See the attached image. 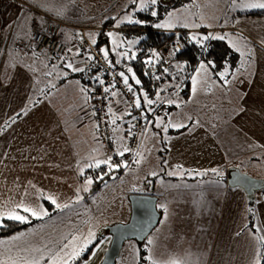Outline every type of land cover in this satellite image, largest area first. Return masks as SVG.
<instances>
[{"label": "crops", "instance_id": "crops-1", "mask_svg": "<svg viewBox=\"0 0 264 264\" xmlns=\"http://www.w3.org/2000/svg\"><path fill=\"white\" fill-rule=\"evenodd\" d=\"M232 2L235 0H202L206 12L202 14L210 13L208 24L186 23L177 28L218 29L215 32L239 51L238 65L234 69L230 63L226 65L225 79L219 78L230 83L231 91L226 99H216L235 111L234 117L245 118L249 130H256L264 142V15L237 16L228 10ZM25 15L31 16L17 3L0 0V108L3 113L6 111L0 116V226L12 212L45 218L0 237V264H64L71 253L82 248L90 234L99 236L94 232L96 222L98 226L118 220L101 217L105 207L101 200L92 199L86 185L96 176L94 162L108 157L98 138L84 73L89 57L81 54L73 41L78 30L73 34L62 31L70 48L58 57L39 51L34 43L36 32L48 29L53 22L36 18V24L30 25L24 21ZM69 63L79 70L73 71ZM179 92L183 93L177 90L173 95H159L155 104H149L151 100L144 97L141 139L133 163L129 160L120 166L136 165L146 124L154 114L167 111V104H174L175 108L174 98ZM110 109L117 141L121 148H127L131 107L116 92L111 97ZM234 117L231 122H238ZM183 127L181 132L172 131L178 129L172 127L169 132L181 134L192 130ZM93 141L101 150L93 149ZM76 142L82 144L83 151ZM261 147L264 151V143ZM261 155L264 158V152ZM223 176H212L217 181L169 186L160 194L139 191L158 195V204L163 202L164 206L154 239L157 264H258L259 236L248 226L251 202L242 188L230 186L228 175L227 180ZM99 180L94 184V192L103 186H96ZM46 197L60 205L58 212L51 214V209L45 207ZM254 203L264 229V190ZM21 205L38 213L47 210V215L32 216ZM131 212L130 204L127 221ZM111 239V234L105 236L79 264H102Z\"/></svg>", "mask_w": 264, "mask_h": 264}, {"label": "rangeland", "instance_id": "rangeland-1", "mask_svg": "<svg viewBox=\"0 0 264 264\" xmlns=\"http://www.w3.org/2000/svg\"><path fill=\"white\" fill-rule=\"evenodd\" d=\"M7 1L17 3L23 7L25 14L35 16L25 15L24 21L30 25L36 24V18L49 22L63 19L66 22V26L62 28L64 33L73 34V31H77L75 27L87 26L90 28L89 35L93 39L97 36V29L104 27V24L111 17H114L113 25L108 29L109 33L112 34L109 35L112 46L127 58L131 57L136 45L144 36L140 30L127 34L126 31L130 24L136 23L135 21H139V24L149 23V19L146 20L142 17L143 21L138 15L139 11L146 10V14L149 15H152L153 11L156 13L154 16L156 25L164 24L171 27L183 26L186 23L208 24L206 19L210 17V13L209 16L202 14L204 12L202 0H190L186 4L179 3V0H168L166 3L163 0H156L154 4L151 0ZM259 2H264V0H235L229 5L228 10L236 15L239 9H256L246 5ZM9 4L7 3V5ZM237 7H239L238 10ZM152 18L153 16L150 20ZM210 24L212 25V22ZM208 28L213 29L208 30L213 33L218 30ZM198 32H203V30L200 29ZM236 48L241 50V47ZM192 81L188 96L181 92L175 96L174 102L177 106L173 111L158 112L146 124L141 145L142 151L135 166H126L122 171L114 174L112 178H106L103 186L95 192L93 191L95 189L94 184L101 179V175L90 178L91 184L86 182L92 199L101 200V204L105 207L102 218H116L118 222H126L132 193L155 191L160 194L173 185L217 181L212 176L219 173L224 175L231 165H240L255 176H264V158L261 155L264 152L261 147L264 142L261 137L256 133V130H249L245 123L248 121L245 118L238 115L234 117L236 112L231 111L224 103L217 100L220 97L227 98L231 91L230 83H223L219 78H216L213 69L206 61L200 64ZM5 112L3 113V108H0V116L5 115ZM233 117L239 121L234 123L235 120H232L231 122ZM172 125H183L191 127L192 130L187 133L171 134L169 129ZM165 129L167 130L165 131ZM75 145L80 151H83L82 144L76 142ZM170 147H172L171 151ZM96 148L101 150L99 144L93 141L95 151H97ZM247 158L251 160L246 162L249 160ZM96 163L97 161L94 162L95 166ZM159 205L163 206V202ZM45 207L49 208L47 205ZM24 215L28 217L26 221L32 219L28 214ZM38 218L30 225L39 222L45 216ZM97 224L96 222L94 225V232L99 235L104 224L98 226ZM158 230L159 226H156L145 243L149 247V253L145 254L147 259L150 258L149 261H142L145 255L142 253L141 241L131 238L125 242L116 264H157L154 258V255L156 256L154 239ZM109 235L110 232L107 230L105 236ZM96 238L89 236L82 246L84 251L74 259L72 258L73 253H71V258H68L67 264H76L94 244Z\"/></svg>", "mask_w": 264, "mask_h": 264}, {"label": "trees", "instance_id": "trees-1", "mask_svg": "<svg viewBox=\"0 0 264 264\" xmlns=\"http://www.w3.org/2000/svg\"><path fill=\"white\" fill-rule=\"evenodd\" d=\"M188 1L190 0H179V3L186 4ZM138 15L146 20L149 19V23H131L129 29L126 31L127 34H131L135 30H140V33L144 34L142 39H140L139 43L136 45V49L130 58H127L120 52L116 51L112 46V40L110 39L108 29L113 25L114 17H111L110 20L104 24V27L98 29L96 28L97 36L94 39L96 45L102 51L105 52V50H107V55L111 59L112 63L119 67V70L124 74L123 76L128 78L127 83L142 98L138 108H131L132 119L137 115V111L139 109L142 110L145 96L153 101L152 104L157 102L159 95H173L176 90H182L183 94L188 96L193 82V75L203 61L210 64L215 76L221 78L222 81L225 78L223 79V76L220 74L224 73L226 65L230 63L234 69L239 63V51L234 49L228 40L219 35L217 32L213 33L205 29L203 32L199 33L198 31L186 28L157 27L154 20L155 15L146 14V10L139 11ZM236 15L261 16L264 15V9L256 8L239 10ZM152 16L153 18L150 20ZM204 37H208V39H204ZM165 42H169L172 46L171 53L173 57L170 60L161 58L154 53H151V57H146V53L152 45H161ZM138 51L142 53L140 56L137 54ZM154 70H159L167 75V81L161 87L156 86L151 81V74ZM137 80L140 81L139 84L136 83ZM88 84L91 96V84L89 81ZM91 99L94 101L92 96ZM166 109L167 111H172V109H174V104H167ZM183 130H185V127L172 129L174 132H181ZM127 132H129V130ZM132 159H130V163H133ZM123 168L124 166H120L118 168H113L110 171L106 164L96 168L94 175H101V179L97 182L96 186L99 187V185L104 183L106 178H112L115 173L122 171ZM102 174L104 175L102 176ZM223 177L227 180V172ZM43 201L44 204L51 209V213L60 210V207H56V204H53L52 200L47 199V197ZM159 208L163 215L164 206L159 205ZM38 219V217H33L31 220L18 222L16 220L6 218L0 226V237L13 234L21 228L34 223ZM248 226L253 228L259 236L260 249L258 264H264V229L259 220L256 203H251L249 205ZM106 231L104 230L102 233L100 232L97 240H95L96 242H94L83 257H86L91 253L94 246L104 238ZM146 241L147 238L141 242L143 247L142 253L144 255L149 253V247L145 244ZM143 254L141 255L143 256ZM81 259L77 261L76 264H79ZM149 259L150 258L148 257L147 259L145 255V257L142 258V261H149Z\"/></svg>", "mask_w": 264, "mask_h": 264}, {"label": "built area", "instance_id": "built-area-1", "mask_svg": "<svg viewBox=\"0 0 264 264\" xmlns=\"http://www.w3.org/2000/svg\"><path fill=\"white\" fill-rule=\"evenodd\" d=\"M64 26H66V22L63 19H56L48 29L38 30L34 36L36 48L39 51H47L58 57L64 56L70 48L69 41L61 35ZM75 28L79 31L73 40L76 43V48L81 54L88 55L90 59L84 72L91 84V96L94 98L92 109L104 155L108 157L112 164L124 163L134 157L141 136L144 114L139 109L137 115L132 119L127 139L128 147L123 149L117 141L114 130L110 100L114 93L119 92L131 108H138L137 100H139L140 106L141 96L132 88L129 90L130 85L125 83L119 67L112 63L108 55L105 56V52L96 45L94 39L89 35L90 28L87 26ZM171 49L172 46L169 42L152 45L146 53V57L149 58L151 53H154L161 58L170 60L173 57ZM137 54L140 56L142 53L138 51ZM151 81L156 86L161 87L166 83L167 75L159 70H154L151 74ZM121 152H123V155H120Z\"/></svg>", "mask_w": 264, "mask_h": 264}, {"label": "water", "instance_id": "water-1", "mask_svg": "<svg viewBox=\"0 0 264 264\" xmlns=\"http://www.w3.org/2000/svg\"><path fill=\"white\" fill-rule=\"evenodd\" d=\"M227 175L229 185L242 188L251 203H254L258 193L264 190V176H255L240 165L229 166ZM130 199L132 208L130 219L126 222L107 224L100 229V232L109 230L112 235L102 264H116L128 239L136 238L143 242L161 221L162 213L158 206V195L135 192L130 195Z\"/></svg>", "mask_w": 264, "mask_h": 264}, {"label": "snow or ice", "instance_id": "snow-or-ice-1", "mask_svg": "<svg viewBox=\"0 0 264 264\" xmlns=\"http://www.w3.org/2000/svg\"><path fill=\"white\" fill-rule=\"evenodd\" d=\"M151 2L154 4V3L156 2V0H151ZM246 6H247V7H252V8H261V9H264V2L251 3V4H247ZM152 14H153V15H156L155 12H153ZM135 22H136V23H139V21H135ZM167 26H170V25H164V24H158V25H157V27H167ZM109 35H112V34L109 33ZM204 39H208V37H204ZM105 56H107V50H105ZM68 67H69V68H72L73 71H78V70H79V69H77V68H73V66H72L71 63H69ZM202 67H203V66H202ZM123 75H124V74L121 73V76H123ZM220 75L223 76V75H225V73H221ZM124 79H125V83H127V79H128V78L125 76ZM225 82H227V81H225ZM136 83L139 84L140 81L137 80ZM105 90L107 91V89H105ZM129 90H131V87H130V86H129ZM148 103L151 104L152 101H148ZM137 106L139 107V100H137ZM158 119H159V118H158ZM114 122H115V121H114ZM172 127H183V125H172ZM166 130H167V129H165V131H166ZM125 151H127V149H125ZM120 155H123V152H121ZM102 163H103V164H106V165L108 166V168H109L110 171H111L113 168H118V167H120L119 164H112L110 160L97 161V163H96V167H99L100 164H102ZM126 166H127V165H125V167H126ZM87 182H88L89 184H91V183H92V180L89 179ZM49 199L52 200V203H53V204H56V201H55L52 197H49ZM20 207H23L24 212H26V213H31L32 216L47 215V210H44L42 213H38L37 211L33 210V209L30 208V207L23 206V205H21ZM56 207H60V205H59V204H56ZM65 207H66V206H65ZM165 210H166V209H165ZM7 215H8V218H9V219L16 220V221H18V222H23V221H26V220L28 219L27 216H25V215H20V214H17V213H15V212L8 213ZM0 219H2V217H0ZM90 237H91V234H90ZM83 251H84V248H80L78 251H76V252L73 254L72 258L74 259L75 257L79 256L80 253L83 252ZM32 264H39V262H38V261H33ZM65 264H67V261H65Z\"/></svg>", "mask_w": 264, "mask_h": 264}, {"label": "flooded vegetation", "instance_id": "flooded-vegetation-1", "mask_svg": "<svg viewBox=\"0 0 264 264\" xmlns=\"http://www.w3.org/2000/svg\"><path fill=\"white\" fill-rule=\"evenodd\" d=\"M165 3L168 1V0H163Z\"/></svg>", "mask_w": 264, "mask_h": 264}]
</instances>
